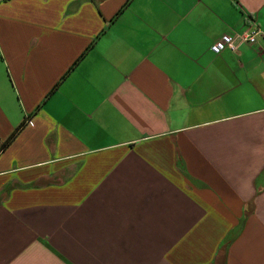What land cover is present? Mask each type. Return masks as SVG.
<instances>
[{"label":"crops","instance_id":"obj_1","mask_svg":"<svg viewBox=\"0 0 264 264\" xmlns=\"http://www.w3.org/2000/svg\"><path fill=\"white\" fill-rule=\"evenodd\" d=\"M21 123L0 264H264V0H0Z\"/></svg>","mask_w":264,"mask_h":264},{"label":"built area","instance_id":"obj_2","mask_svg":"<svg viewBox=\"0 0 264 264\" xmlns=\"http://www.w3.org/2000/svg\"><path fill=\"white\" fill-rule=\"evenodd\" d=\"M261 34V31L258 28H246L238 34H223L220 40L213 44L212 50L215 52H221L222 50L229 48L233 51L238 49L240 42H245L248 44L258 43V36ZM239 40V43L236 42Z\"/></svg>","mask_w":264,"mask_h":264},{"label":"trees","instance_id":"obj_3","mask_svg":"<svg viewBox=\"0 0 264 264\" xmlns=\"http://www.w3.org/2000/svg\"><path fill=\"white\" fill-rule=\"evenodd\" d=\"M92 44H90L89 47H91ZM88 47V48H89ZM25 125V123H21L20 125H18L10 134V136L1 143L0 145V152L3 151L9 144L10 142L16 137V135L19 133V131L23 128V126Z\"/></svg>","mask_w":264,"mask_h":264}]
</instances>
